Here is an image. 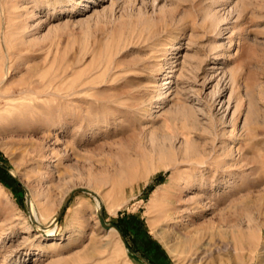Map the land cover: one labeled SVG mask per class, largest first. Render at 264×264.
Segmentation results:
<instances>
[{"label":"rangeland","instance_id":"1","mask_svg":"<svg viewBox=\"0 0 264 264\" xmlns=\"http://www.w3.org/2000/svg\"><path fill=\"white\" fill-rule=\"evenodd\" d=\"M99 205L154 264H264V0H0V264H144Z\"/></svg>","mask_w":264,"mask_h":264},{"label":"water","instance_id":"2","mask_svg":"<svg viewBox=\"0 0 264 264\" xmlns=\"http://www.w3.org/2000/svg\"><path fill=\"white\" fill-rule=\"evenodd\" d=\"M81 192L88 193V194L94 196L95 198L97 197V194H96V193H94V192H92V191H90V190H87V189H77V190H75V191L70 195V197L66 200L65 204L63 205V208L61 209V211L59 212V214H58L57 217L55 218V220H54L55 224H57V223L60 221L61 217L63 216V214H64V212H65V210H66V207H67V204L69 203V201H70V200H71V199H72L77 193H81ZM100 209H101V211L99 212V219H100V222H101L102 226H103L106 230L115 229V230L119 233V235L121 236V238H122L123 242L125 243V245H126L127 247H129V245H128V243H127V240H126V237H125L123 231L119 228L118 225L107 224L101 206H100ZM31 218H32L33 222H35V220H34V218H33V214H31ZM35 223H36V222H35ZM129 250H130L132 253H134L139 259H141V261H143L144 264H154V263H152L151 261H149L148 259H146L145 257H143L142 255L136 253V252H135L134 250H132L130 247H129Z\"/></svg>","mask_w":264,"mask_h":264},{"label":"bare ground","instance_id":"3","mask_svg":"<svg viewBox=\"0 0 264 264\" xmlns=\"http://www.w3.org/2000/svg\"><path fill=\"white\" fill-rule=\"evenodd\" d=\"M177 71H179V70H177ZM169 77V76H168ZM165 81H164V85H167L164 89L166 90V92H164V94H166L170 89H171V87H170V84L172 83L171 82V80L170 79H168V78H165L164 79ZM163 94V95H164ZM161 97H159V99H160ZM157 106V105H156ZM242 108H244L243 107V102H240V105H239V110L238 111H240V110H242ZM242 112V111H241ZM249 119V118H248ZM248 122H247V120L246 121H244V124H243V127L241 128V129H246L247 127H248V124H247ZM235 129V128H234ZM236 129H238V128H236ZM236 131V130H235ZM234 131V132H235ZM239 132V131H238ZM244 134V133H243ZM191 147V146H190ZM186 150H188V149H186ZM203 153V152H202ZM185 155H187V154H185ZM186 157H184V159H185ZM196 158H198V156H197V153L196 152H194L193 151V149L191 148H189V156H188V158L186 159V161H193V160H195ZM181 161H183V160H181ZM185 161V160H184ZM195 163V162H194ZM196 164V163H195ZM193 166V165H192ZM206 167V166H205ZM192 186H194V184L192 185ZM171 202V201H170ZM172 204V203H171ZM98 205V204H97ZM100 206V205H99ZM168 213V212H167ZM171 213V212H170ZM43 215H45L44 213H43ZM173 214H168V216H172ZM41 217H42V214H41ZM45 218V217H44ZM174 218H176V217H174ZM42 219H43V217H42ZM172 220H173V222H174V219L173 218H171ZM37 221V223L38 224H40V225H42V226H44L45 228H49V229H47V232L49 233V234H53L54 232H55V230H56V227L54 226V225H50V223L49 224H47V225H45V224H42L41 222H40V219L38 218V219H36ZM176 220V219H175ZM53 223V222H52ZM176 227H177V225L175 224V227H174V229L176 230ZM108 232H110V233H112L113 234V232L115 233L116 232V230L115 229H111V230H107ZM178 233V232H177ZM176 234V233H175ZM111 235V234H110ZM176 236V235H175ZM179 236H181V235H179ZM174 238V237H173ZM171 239H172V236H171Z\"/></svg>","mask_w":264,"mask_h":264},{"label":"trees","instance_id":"4","mask_svg":"<svg viewBox=\"0 0 264 264\" xmlns=\"http://www.w3.org/2000/svg\"><path fill=\"white\" fill-rule=\"evenodd\" d=\"M119 228L121 229V227L119 226ZM122 230V229H121Z\"/></svg>","mask_w":264,"mask_h":264}]
</instances>
